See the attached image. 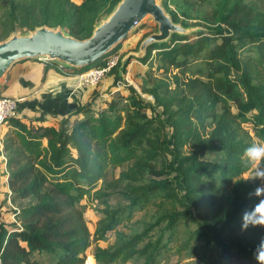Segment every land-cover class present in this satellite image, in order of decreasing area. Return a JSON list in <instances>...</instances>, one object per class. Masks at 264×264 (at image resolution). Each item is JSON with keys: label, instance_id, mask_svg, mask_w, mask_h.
<instances>
[{"label": "trees", "instance_id": "trees-1", "mask_svg": "<svg viewBox=\"0 0 264 264\" xmlns=\"http://www.w3.org/2000/svg\"><path fill=\"white\" fill-rule=\"evenodd\" d=\"M15 2L4 1L6 17L14 18ZM117 2L64 3L53 23L45 18L27 26L50 23L84 39ZM33 7L27 9L30 14ZM168 12L187 26L174 11ZM202 20L208 24L204 30L174 33L167 42L149 45L138 59L145 62L155 50L165 71L182 68L193 57H200L207 68L202 76H175L172 85L154 83L149 92L156 105L125 83L127 95L110 97L100 109H94L91 97L75 109L70 126L68 118L56 126L26 123L16 115L8 119L11 131L2 150L9 195L28 203L13 212L18 224L0 220V264H83L92 241L104 240L127 209L156 198L170 203V209L138 233H118L112 244L96 245L92 255L98 264L135 259L155 264L162 233L154 241L147 238L155 228L163 231L162 222L170 231L194 222L189 236L221 246V256L226 255L220 237L241 225L243 212L255 202L249 193L259 184L241 174L250 168L243 160L245 148L256 145L254 138L264 140V13L235 1L216 7ZM100 60L105 62L104 57ZM127 64L120 72L119 57L110 70L116 69L115 80ZM183 148L190 151L182 153ZM210 154L216 158L206 160ZM109 166L122 167L116 182L130 184L127 208L112 207L107 200ZM83 197L101 206L93 232L84 216ZM261 230L263 235L237 245L236 263L253 261L252 250L264 236ZM231 257L220 263L228 264Z\"/></svg>", "mask_w": 264, "mask_h": 264}, {"label": "rangeland", "instance_id": "rangeland-1", "mask_svg": "<svg viewBox=\"0 0 264 264\" xmlns=\"http://www.w3.org/2000/svg\"><path fill=\"white\" fill-rule=\"evenodd\" d=\"M4 1L5 0H0V40L3 39V37L7 35L12 28H14L13 31L25 32L28 29L27 25L39 23L45 18L49 22L53 23L59 8L63 6L64 3L65 7H67L68 3L78 4L81 2V0H15L17 6L16 12L14 18L11 19L6 17V8L2 7ZM235 1L249 3L256 11L264 13V0H160L161 3L167 4V11L171 10L177 14L180 21L185 22L189 26H201L203 27V30L208 25L202 20L203 15L210 14L213 9L222 5L229 7ZM33 4V12L30 14L27 9H29ZM156 29L157 24L152 19L148 20L144 24H141V26L138 27L134 33L128 35L120 45L104 56L105 61L112 55H118L121 59L123 54L128 50L137 49L139 39L145 34L156 31ZM101 62L102 61L99 59L85 68H70L71 70H74V79L79 85L91 88V95L88 100L93 97V102L95 105L94 109H100L101 107H104L105 104L103 101L110 99V97L115 96L118 93L127 95L128 90L125 88V83L133 85L145 101L156 105L153 96L149 92L154 83L166 82L172 85L175 76H178L179 78L202 76L205 75L207 71V68L200 57L190 58L187 65L183 66L182 68H169L167 71H165L161 67V61H159L156 51L154 50L151 52V56L145 62L135 58L130 59L125 68V73L119 74V80H115L116 69L110 71L112 69L111 67L110 70L104 75L102 80L96 85H84L78 81L76 78L77 75L84 73L93 67L105 65V62L103 64ZM54 65L64 67L57 63ZM65 68L69 69V67ZM118 70L120 71V66ZM2 88L3 86L0 88V96ZM156 109L160 110L161 108L156 106ZM74 111L68 114L63 113L64 115L58 119H54L51 122L58 125L62 119L68 118L69 122L67 125L70 126L73 120L76 118L73 116ZM10 131L11 126L8 129L5 137L10 134ZM254 140L256 141V145H264V140H259L257 138H254ZM181 151L182 153H187L190 150L188 148H183ZM215 158V154L205 156L206 160H214ZM125 167L126 166L124 164L123 168ZM121 170L122 167L119 166H109L107 169L105 179L107 183L111 184L107 189V191L111 192V195L107 198V200L112 207L127 208L130 204L125 191H129L130 184L125 180L116 182ZM252 173L253 169L250 167L241 174V177H251ZM1 176L2 174L0 173V182L2 181ZM143 182H145V180L134 182L133 185H138ZM27 203L28 199L13 201L11 200V197L8 196V194L7 197L6 195L2 196L1 194L0 220L6 223L16 222L13 212ZM81 203L88 227L90 231L93 232L97 220L101 216V206H97L94 201L88 199L87 197H83ZM168 209H170V203L163 204L160 202V198L151 199L144 204L139 202L133 205L132 211L129 212L127 209L126 212L123 213L122 216L124 218L121 223L117 225L114 230L108 232L104 240L92 241L86 252V259L83 264H87L88 257L91 256L93 258L92 252L96 245L105 247L112 244L118 233H123L126 235L138 233L142 231L148 224L152 223L156 217ZM128 213H131L130 217H127ZM16 223L18 224V222ZM160 226L162 228L164 227L163 231L159 228H155L150 232L149 237L147 238V240L154 241L162 233L161 243L159 244L160 249L156 256L155 264H221L220 261L222 262L224 259L226 261V259L230 256L232 257L228 264H239L236 263L233 258L237 245L244 244L246 238L253 235H263V231L259 227H256L257 231H251V229L255 228L250 226L247 230L242 232L241 225L236 227L228 234H222L220 238L224 242V247H226V255L223 257L221 256V246H213L211 243L207 244L202 238L189 236V229L193 231L196 227L194 222H189L187 224L180 223L176 226L175 230L171 231L165 229V222H162ZM93 260L95 264H98L94 258ZM141 262L142 259H135L124 264H140ZM243 264H254V262L244 259Z\"/></svg>", "mask_w": 264, "mask_h": 264}, {"label": "water", "instance_id": "water-1", "mask_svg": "<svg viewBox=\"0 0 264 264\" xmlns=\"http://www.w3.org/2000/svg\"><path fill=\"white\" fill-rule=\"evenodd\" d=\"M150 19L157 24L156 31L146 34L137 49L123 54L120 72L131 58H142L149 45L167 42L174 33L186 36L203 28L174 21L160 0H118L84 39L69 34L61 26L47 24L36 25L25 32L12 31L0 40V88L11 67L26 59L53 62L69 68L86 67L134 33L137 22L144 24Z\"/></svg>", "mask_w": 264, "mask_h": 264}, {"label": "crops", "instance_id": "crops-1", "mask_svg": "<svg viewBox=\"0 0 264 264\" xmlns=\"http://www.w3.org/2000/svg\"><path fill=\"white\" fill-rule=\"evenodd\" d=\"M74 74L70 68L26 59L14 64L8 71L1 95L18 99L16 116L22 121L56 126L51 121L74 111L91 95V88L79 85ZM5 168V161L0 155V195L7 197L10 190Z\"/></svg>", "mask_w": 264, "mask_h": 264}, {"label": "clouds", "instance_id": "clouds-1", "mask_svg": "<svg viewBox=\"0 0 264 264\" xmlns=\"http://www.w3.org/2000/svg\"><path fill=\"white\" fill-rule=\"evenodd\" d=\"M245 160L253 169L251 181H259L254 191L249 193V197L255 202L242 214L241 231L247 230L250 226L264 229V145H251L245 148L243 153ZM254 264H264V236L260 238L252 250Z\"/></svg>", "mask_w": 264, "mask_h": 264}, {"label": "built area", "instance_id": "built-area-1", "mask_svg": "<svg viewBox=\"0 0 264 264\" xmlns=\"http://www.w3.org/2000/svg\"><path fill=\"white\" fill-rule=\"evenodd\" d=\"M141 23L137 22L136 28L140 27ZM118 55H112L105 61V65L93 67L92 69L76 76L78 81L84 85L98 84L104 75L113 67L118 60ZM18 106V99L15 97L1 96L0 97V155L5 161L3 155V140L8 131V119L16 115ZM6 164V163H5ZM6 170V168H5Z\"/></svg>", "mask_w": 264, "mask_h": 264}, {"label": "bare ground", "instance_id": "bare-ground-1", "mask_svg": "<svg viewBox=\"0 0 264 264\" xmlns=\"http://www.w3.org/2000/svg\"><path fill=\"white\" fill-rule=\"evenodd\" d=\"M87 264H95V262H94V260H93V258L91 256L88 257Z\"/></svg>", "mask_w": 264, "mask_h": 264}]
</instances>
